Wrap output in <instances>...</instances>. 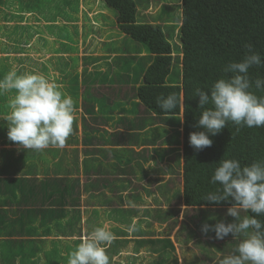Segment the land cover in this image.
I'll return each instance as SVG.
<instances>
[{
    "label": "trees",
    "instance_id": "obj_1",
    "mask_svg": "<svg viewBox=\"0 0 264 264\" xmlns=\"http://www.w3.org/2000/svg\"><path fill=\"white\" fill-rule=\"evenodd\" d=\"M105 2L110 7L118 10L119 15H123L124 24L129 23L130 25L131 22H134L138 12L134 0H105ZM178 7L180 15L178 20L172 18L165 21L163 25L155 26L148 32L142 33V35L126 33V37L122 42L124 52L122 56L117 58L118 68L123 73L111 81L112 85H116L115 89L105 87L106 83L100 82L102 74L98 73L91 75L87 71L82 74V78L81 76L79 78L77 74L66 75V78L77 83L76 88H73L76 95H92L94 91L109 92L108 95L116 91L114 95H118L98 97L97 99L88 98L86 101L84 98V107L89 108L92 104L99 103L101 108L102 105L106 107L101 111H107L108 114L113 115L118 111L129 114V112H132L129 107H135L134 98L124 100L126 108L123 110L117 109V104L121 106L123 103L121 95H134L133 85L130 88L131 81L125 73L134 68L135 80H138L143 74V67H148L144 71L145 82L136 89V99L139 101V103H136V107L145 109V114L149 116L156 114V117L155 119L152 118L150 122L146 118L139 121L137 119L134 124H137V128L145 131L149 127L156 128L161 134L159 135L160 141L164 139L168 142V144H164L162 141L158 145L168 147L166 149L164 147L160 148L164 149V155H160V160L156 161L155 165H162L161 162H164L165 156L168 162L164 166L167 168L168 174L182 176V192L172 203L191 209V215L194 214L191 217L192 221L197 218L199 221L209 224H214V220L233 223L236 222V218L227 215L228 209L233 206L232 202L209 203L204 201L203 197L220 187L219 184H212L211 178L222 159H236L240 162L241 167L249 166L256 161H264V127H239L229 122L219 134L209 136L213 140L211 147H206L201 151L195 150L189 144L190 134L204 130L195 127L202 111L199 108V97L195 96V92L196 89L200 88L210 95L209 88L217 79L225 75H233L232 73L226 74L224 68L231 62L241 61L248 54L246 44H250L252 51L259 53L264 59V0H182V4ZM167 26H175L176 30L171 33ZM130 28L134 31L136 27L123 26V29L128 32H130ZM176 38L181 43L183 56L177 53L174 54V50L170 45V41ZM141 47L145 49L149 56L145 55L142 58L137 56L139 52L143 53ZM132 48L133 50L130 53ZM176 66L181 71V79L178 82L171 79V74ZM249 73L252 78L258 75L264 76V66H253L249 69ZM4 77L0 74V80ZM253 91L257 96L264 95V92L255 89ZM171 93H175L177 97V106L171 112L165 113L157 106L156 99L161 95L167 97ZM4 99L8 100V96L6 95ZM5 110L6 106L0 107V113L6 112ZM181 114H183L182 118L179 117ZM122 122L125 123V121ZM130 128L134 130L133 126ZM0 129L1 145H4L5 142L17 145L8 139L3 130V124H0ZM105 132H108V130ZM126 135L130 136H127L125 140H121L122 142L115 139L110 143L111 147H127L135 140L138 142L137 146L143 145V139H145V146L150 142L149 139L142 138L143 133L137 131ZM158 146L156 147V144H153L151 149L156 152L159 150ZM180 150L183 152L182 154H180ZM6 155L9 156V152H6ZM149 157V152H147V160ZM13 162L14 160L11 159L10 166L15 167ZM120 164V161H115L112 164L111 174L110 172L106 174L107 179H99L96 167L94 174L97 177L94 181L91 179L92 174L88 175L84 172L87 185L85 181L82 185L80 178L64 177L58 179L56 177L47 178L43 181L35 179L33 184L36 187H41L32 192V199L28 204L34 209L36 206H32V204H36L37 201L41 200V206L43 207L40 206V211L44 210L52 214L56 210L63 215L65 209L69 210L80 205L83 186L86 187V192L92 190L102 195H105L106 191L117 192L116 185L120 179L117 178L116 172ZM36 166L35 163L34 168ZM163 170L159 168V172L164 175ZM147 173L148 171H143L142 168L141 174H133L132 171L128 173L130 176L127 179L133 181L132 177L135 176L136 178L138 174L141 175V179H144L148 176ZM148 184L151 183L148 182ZM22 191L27 192V189ZM132 198L139 200V196H133ZM237 211L240 219L255 215L243 208H237ZM256 218L264 222V214L256 216ZM198 229L201 232V226ZM202 235L204 234L202 233ZM240 235L242 237V234ZM207 239L204 241L212 242L214 244L213 249H217L216 251H222L220 249L221 243H229L230 251L234 247L238 248L241 242L231 235L224 240H217L215 233L211 232L207 235ZM81 242L82 239L77 240L74 251ZM153 242L156 244L158 241ZM169 247L173 248V245ZM71 251H73L72 248ZM155 252L160 256L167 251ZM236 254L238 255V251ZM222 260L216 264H221ZM157 264L162 263L159 261ZM204 264H211V262H204Z\"/></svg>",
    "mask_w": 264,
    "mask_h": 264
},
{
    "label": "crops",
    "instance_id": "obj_2",
    "mask_svg": "<svg viewBox=\"0 0 264 264\" xmlns=\"http://www.w3.org/2000/svg\"><path fill=\"white\" fill-rule=\"evenodd\" d=\"M134 1L140 13L143 10L142 8L156 12L161 7L154 1ZM143 2L146 5L141 7L140 5ZM101 7L117 11L118 18L115 19L114 23L111 24L105 18L98 19L99 13L103 17L111 18L106 10L99 11ZM62 10H66L67 13L71 14L69 20H61ZM75 15L78 16V19H73ZM123 22H125L123 15H119L118 10L107 6L105 0H0V74L6 76L12 70H15L17 74L25 72L39 74L41 68L47 79L58 84L62 68L57 66L54 61L69 60L74 57L79 65L88 68V70L85 69L91 75L94 73L102 74L101 79L104 76L112 75L107 72V68H110L109 63L116 72L114 74L116 78V76L123 73L119 70L118 64L117 66L113 64V60L117 61V58L122 56L124 52L122 42L126 34L123 29ZM30 26H33L36 31H31ZM42 26L52 28L57 32L58 47L48 49L43 45L44 42L53 38L50 37V34L48 36L41 31ZM63 27L72 31L74 36H60ZM52 69L55 70L53 75L51 74ZM129 73L135 74L134 68ZM15 94V90H11L0 95V107L6 106V112L0 113V124H3L6 135L8 133L7 117L11 112L8 102ZM93 94L98 95H80L79 104L74 111L75 124L81 129L91 130L92 133H104L105 130L109 129H122L124 123L120 119L126 115L127 119L133 121V125L127 124L123 129L122 133L126 135V129H131L130 127L135 125L134 121L140 117L142 112L146 113L145 109L136 107V103H139L137 99L133 100L136 110L135 107H129L132 111L129 112L130 115L123 114L120 111L113 115L108 114L107 111H101L106 107L102 105L101 108L99 103H94L89 108L84 107V98L86 101L88 98L118 96L105 95L104 92L98 91H94ZM6 95L8 100L4 99ZM121 96L123 97V103L121 106L117 104L118 110L126 108L124 100L134 98V95ZM135 117L137 118L134 119ZM150 118L155 119L153 115ZM117 133H121V130ZM133 133L136 132L132 130L127 134ZM80 137L79 149L83 152L85 139L81 135ZM103 140L105 141V138ZM142 144L140 146L135 145L134 148H140L141 150L142 147H146L145 139H143ZM56 149L57 147L50 146L43 150H30L7 142L4 145L0 144V264H67L68 257L73 252L71 248L74 249L77 246V240L83 239L84 236L92 232V230L85 231L83 227L79 231L71 229L69 233L63 230V222L65 223L64 227H69L68 220L73 215L72 213L75 214L73 210L80 208L82 217L88 218L85 211L94 212L103 206L107 207L105 210L107 216L96 222L102 221L103 225L111 228L112 225L115 226L120 223L111 220L108 217L109 213L130 208L127 201H131L133 196H139V201H141V187L137 188L140 184L136 182L137 177L134 176L133 181L126 179V182H129L127 184L124 183V178L117 181V191L120 185L124 184L126 186L123 185L113 197H109L113 193L111 191H106V194L102 195L91 190V195L85 203L83 202L84 197L88 192L85 190L86 187L83 186L80 196L81 204L76 208L65 209L67 212H64L63 215L56 210L52 214L44 210L40 211V208L43 207L41 206V200L37 201L36 204H32V206H36L32 209L28 204L32 199V192L41 187H36L33 180L43 181L47 178H64L51 172L52 163H48L43 158L32 154L51 153ZM88 149H91V147H86V150ZM6 152H9V156L6 155ZM144 157L147 160V152L144 153ZM11 159L14 160L15 167L10 166ZM49 160H52V155L49 156ZM113 162L115 163V161ZM35 163L37 166L34 168ZM96 177L95 174H92V181ZM68 178H80L81 184L84 185V171L79 175ZM23 189H27V192L22 191ZM93 196L99 198L100 206L94 205ZM139 207H141V204ZM139 218V215L135 216L131 224H135ZM127 240L129 241V239ZM55 242H57L59 248L53 246ZM69 242L71 246L68 244ZM131 245L133 244L129 243V246ZM129 246L126 248H129ZM154 255L159 256L157 252ZM62 257L64 258L63 262Z\"/></svg>",
    "mask_w": 264,
    "mask_h": 264
},
{
    "label": "clouds",
    "instance_id": "obj_3",
    "mask_svg": "<svg viewBox=\"0 0 264 264\" xmlns=\"http://www.w3.org/2000/svg\"><path fill=\"white\" fill-rule=\"evenodd\" d=\"M158 4L161 6L158 11L152 12L142 8L141 13L138 10L134 22L130 25L123 23V26L136 27L134 31L131 28L130 32L124 30L125 34L142 35L153 27L163 24L166 15L165 3L158 2ZM170 45L174 54L183 56L179 39L170 41ZM174 46H177V49ZM245 47L248 49V54L241 61L231 62L224 68L226 74L233 75H225L217 79L209 88L210 95L204 89H196L195 96L199 97V108L202 111L195 127L204 130L192 132L189 144L197 151L211 147L213 140L209 136L219 134L229 122L239 127H264V95L257 96L253 91L255 89L264 92V76L258 75L252 78L249 73V69L253 66H264V59L259 53L252 51L250 44H246ZM143 54L149 56L146 51L139 52L137 56L142 58ZM85 68L88 70L86 66ZM85 68L76 61L74 67L68 71L62 70L60 76L77 74L82 78V74L87 72ZM146 68L148 67H145L144 71ZM112 70L107 68L108 74L116 73ZM144 71L138 80H135V74L125 73L130 78V88L136 82L138 86L145 82ZM115 86L105 84V87L114 89ZM99 87L101 88L100 85ZM11 90H15L16 94L8 102L11 109L7 117L8 139L24 149L43 150L50 146L63 148L73 132L75 111L73 98L64 93L57 83L41 74L29 72L17 74L15 70L0 80V95ZM108 93L104 92L105 95ZM114 94L116 91L109 95ZM156 103L163 112L168 113L176 108L177 97L175 93L167 97L161 95L157 97ZM152 115L156 117V114ZM179 117L182 118L183 114ZM211 183L219 184L220 187L207 193L203 200L215 204L232 202L233 206L228 209L227 215L236 218V222L204 223L201 232L204 235L215 233L217 240H224L229 235L236 238L242 233L246 236L238 245V255L225 257L221 264H264V222L256 218L264 214V161H256L249 166L241 167L236 159H222L215 169ZM237 208L249 210L255 215L240 219ZM131 227L134 229L135 224L133 223ZM130 231L127 236L129 241L135 239L149 241L148 235L144 238L135 237ZM113 239V233L107 225L96 227L82 239L76 250L70 253L67 264H109L106 245ZM142 252H133L135 264Z\"/></svg>",
    "mask_w": 264,
    "mask_h": 264
},
{
    "label": "rangeland",
    "instance_id": "obj_4",
    "mask_svg": "<svg viewBox=\"0 0 264 264\" xmlns=\"http://www.w3.org/2000/svg\"><path fill=\"white\" fill-rule=\"evenodd\" d=\"M145 1H154L156 3L165 2V21L171 20L172 18L174 20H178L180 18V15L178 13V6L181 5V0ZM145 5L146 3L143 2L140 6L144 7ZM107 6L109 5L107 4ZM104 10L107 11L108 15L111 18L103 17L101 16V13H99L98 19L100 20L102 18H105L111 24L114 23L116 21L115 19L118 18L117 11L106 7H101L99 11L103 12ZM70 15L71 14L67 13L66 10H62L61 20H69ZM73 19H78V16L75 15ZM160 19L162 20L161 17ZM174 27L175 26H167V28L170 29L171 33L176 30ZM30 29L31 31H36L33 26H30ZM41 31L45 35L50 34V37L53 38L52 40L44 42L43 45H45L48 49L58 47V35L55 30H53L52 28H44L42 26ZM62 35H69L70 37L74 36L73 32L65 27H63L60 32V36ZM174 48L177 49V46H174ZM141 49L144 53L145 49L143 47H141ZM131 52L132 49L130 50V53ZM144 55L145 54H143V56ZM54 62L55 64H57V66L61 67L63 71H68L75 66L76 59L74 57H71L69 60H55ZM113 64L114 66H117L118 62L116 60H113ZM108 65L112 69L109 63ZM112 72L115 73L113 70ZM39 74L43 75L41 68ZM51 74H55L54 69H52ZM43 76L46 77L45 75ZM113 78H115L114 75H108L102 77L100 81L103 83L111 84L110 82ZM171 79L174 82L180 81L181 71L178 66L175 67L174 72L171 74ZM58 82V85L60 86L61 90L73 98L75 109H77L80 95H76L73 89L76 88L77 83L75 81H71V79L66 78L65 76H60ZM79 86L81 85L79 84ZM133 88L134 99H136V89L138 88L137 82L133 85ZM136 118L137 117H135L134 119ZM142 118H146L149 122L152 120L149 115L145 114V112H142V114L138 118V121ZM120 120H125L123 128L120 129V135H118L117 133L120 132V130L113 129H109L108 132H105L107 131L105 130L104 133H92L91 130L87 128L81 129L75 124L74 121L73 132L67 138L63 149L57 148L56 150L51 151V153L44 152L40 155L34 153L32 154L33 156H39L40 158H43L48 163H52L50 169L51 172L56 175H60V177H73L75 175H79L83 171L88 175L94 174L97 169L99 179H107L106 174L109 172L111 174L112 164L114 163L113 161H120L121 164L119 165L116 175L119 179L124 178L125 184L129 183L126 182L127 177L130 176V174L128 173L133 171V174H141L142 168L143 171H148V176L144 179H141V175L139 174L136 176V182L140 184V186H138L137 188L141 187V201L132 198L131 201H127V203H129L130 205V208L117 210L113 213L108 214V217L111 220L118 221L120 223L115 226L112 225V227L109 228V230L113 233L114 236L112 242L106 245V253L109 256V263L113 262L112 264H135V262L133 261L134 258L132 252H137L138 250H141V248H145V250L142 254L138 256L136 264H150L152 262H155L154 264H157L158 260L163 264H177V261L179 264H204V262L209 261L211 262V264H216L226 256L237 255L236 252L238 248L234 247L229 251V243H221L220 249L222 251H216L217 249H213L214 244L210 241H204L208 240L207 235H202V233L198 229V227L202 226L204 223L199 221V219L197 218L194 221L191 220V217L194 215H191V209L180 205L177 206L172 203L175 198H178L179 193L181 194L182 192V176L178 177L176 175L168 174V170L164 166V164H167L168 162L165 156L164 162H161L162 165H155V162L160 160V155H164V149L160 148L164 147L166 149L168 147L158 146L162 141L164 142V144H168V142L164 139L160 141L159 135L161 134L156 128L149 127L145 131L143 129L137 128V124L133 126L134 132L137 131L143 133L142 138L149 139L150 141L149 144L146 147H142L141 150L140 148H134L135 145L138 144L136 140L127 147H111L110 143H112L114 139L120 140L119 142H122L121 140H125L127 138V135L122 133L123 129L127 126V124L133 125V121L127 119L126 115H124V117ZM130 131L132 130L127 128L126 134ZM80 135L83 136V139H85V145H83V152L79 149L81 141ZM103 138H105V141L103 140ZM153 144H156V147L158 146L159 148V150H157L156 152H154L151 147H148ZM161 145L163 144L161 143ZM86 147H91V149L86 150ZM146 152H149L150 155L148 160H146V157H144V153ZM182 153L183 152L180 150V154ZM50 155H52V160H49ZM159 168L164 169V175L163 173L159 172ZM132 178L134 179V177ZM157 179L159 180L156 181ZM148 182H150L151 184H148ZM85 184L87 185V181H85ZM123 185L124 184L120 185L118 191L113 192L112 195L109 197H113L114 194H117ZM125 186L126 185H124V187ZM90 195L91 192L89 191L84 197V203L85 201H87V198L90 197ZM93 198L94 205L100 206L101 202L99 201V198L95 196H93ZM140 204L141 207H139ZM106 209L107 207L103 206L102 208H99V210H95L94 212L85 211L86 215L88 216V218H85L82 217V211L80 210V208H77L73 210L75 214L72 213L73 215L68 220L69 227H64L65 223L63 222V230L66 233H69L71 229H76L77 231H79L83 227L85 231H93L96 227L103 226L102 221H99V223L96 221L107 216L105 211ZM64 212H67V210H64ZM137 215H139L140 218L135 223V228L133 229L131 227V222ZM187 217L189 218L187 219ZM217 222V220H214V224ZM151 224L152 226H150ZM129 230H131L130 234L135 237L142 236L144 238V236L148 235L149 241H137L136 239L134 241H128L127 236L129 235ZM249 231H251V229ZM240 236L236 237L237 241H242L246 238L245 234L243 233L242 237ZM167 240H171L173 243ZM153 241L158 242L154 244ZM129 243L133 245L129 246ZM68 244H70V242ZM170 245H173V248L169 247ZM53 246L59 248L57 242L53 243ZM128 246L129 248H126ZM154 251L167 252L158 256L159 258H157L156 255H154ZM63 261L64 258L62 259V262Z\"/></svg>",
    "mask_w": 264,
    "mask_h": 264
}]
</instances>
